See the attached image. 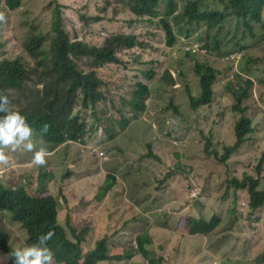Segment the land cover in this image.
I'll use <instances>...</instances> for the list:
<instances>
[{
    "label": "trees",
    "instance_id": "trees-1",
    "mask_svg": "<svg viewBox=\"0 0 264 264\" xmlns=\"http://www.w3.org/2000/svg\"><path fill=\"white\" fill-rule=\"evenodd\" d=\"M23 1L0 0V17L5 24L7 14L18 10ZM50 1L49 34H34L33 31L22 43L23 53L35 62L36 75H29L30 71L24 64L27 62L21 56L0 57V95L9 98L12 110H18L25 115L31 126L37 127L39 124L42 126L40 129H43L44 125H47L44 137L56 133L63 142H70L71 149L78 142L83 146L94 144V138L105 137L109 141L117 133L118 119L115 113L127 122L128 115L132 114L138 119L147 109L154 112L155 107L152 104L146 105V98H159L151 83L163 75L162 63L155 45L134 32H114L106 35L101 39L99 47L87 43L84 37L87 36L86 30L90 20L99 22L100 26L103 21L106 24H117L120 21L130 23L135 20L152 22L160 5L166 10L176 11L181 0H97L94 6L97 15H88L86 6L83 7L84 12L74 8L76 21L63 11L65 6L59 0ZM263 8L264 0H190L183 7L182 14L186 21L203 25L205 39L212 41L213 49H218V39L226 25L234 24L238 30L241 29L238 25L243 23L249 29L250 37H254V25L263 23ZM161 23L171 42L174 38L170 34V26L167 21ZM49 35L51 37L46 44ZM129 50L134 52L131 62L126 58ZM181 50L185 54L196 53ZM194 57L188 56L186 63H181L178 71V76L183 82V99L189 111L210 103L212 86L218 75L208 66L209 60H197ZM76 63L82 65L78 66ZM131 64L137 67V70ZM104 65H113L120 69L122 74L117 75L115 80L106 82L97 73V68ZM127 66L135 73V77L142 79L130 83L129 87H125L127 82L124 71ZM260 79V76L254 78ZM251 87L252 81L239 79L236 83H227L224 88L231 94L234 101L232 110L239 114L240 118L234 126L236 142L228 154L218 156L215 152L206 151L220 164H225L230 153L239 145L256 141L246 136L249 133V120L243 116L244 109L241 107V102ZM174 101V98L168 99L166 110L179 115L173 105ZM21 103L25 105L22 106ZM119 105H123V109H119ZM75 108L81 111L75 113ZM83 111H90V123L86 122ZM172 114L170 121H173ZM14 153L19 156L33 155L32 152ZM88 153L90 155L87 157L83 155L85 163L76 161L61 172L58 179L74 177L78 169L81 174L84 166H89L92 160H97L96 153ZM25 164L19 163L21 169ZM34 169L40 170L39 167ZM52 171H47L46 175L43 174L34 180L36 189L30 193L25 190L23 184L3 178L0 181V212L5 211L10 215L12 223L20 225L25 236V246L36 243L40 235L51 230L54 235L47 244L55 254L54 264L135 263L139 259H143L141 264H146L144 261L147 264L159 263V259H150L148 250L150 243L147 232H151V226L137 235L134 241L127 244H124L123 240L119 242L121 226L128 225V221L122 219L126 210L133 209L136 212L131 218V225H139L135 220L139 218L140 212L132 202H125L126 210L113 204L103 207L102 194L95 191L83 209H68L51 195V184L55 178ZM245 180L249 188V206L256 210L264 205V191L257 188L258 180ZM230 183L233 189L244 187L243 181L231 179ZM74 193L76 194V191ZM102 208V227L98 231L112 232L103 233L100 238L93 239L89 249L84 251L83 244L90 232L88 225L91 220L97 218ZM60 209L64 213L62 219L63 213L60 214ZM218 225V217L205 221L178 213L173 222V234L178 240L193 238L197 234L205 236ZM0 247L13 264L10 248L6 247L3 241H0ZM195 263L202 264L199 258ZM214 264H217V261Z\"/></svg>",
    "mask_w": 264,
    "mask_h": 264
},
{
    "label": "rangeland",
    "instance_id": "rangeland-1",
    "mask_svg": "<svg viewBox=\"0 0 264 264\" xmlns=\"http://www.w3.org/2000/svg\"><path fill=\"white\" fill-rule=\"evenodd\" d=\"M59 1L65 6L63 11L67 12L73 21H76L74 8L82 9L84 12L83 7L86 6L88 15L92 17L97 15V12L94 11L97 0ZM188 1L190 0H181L176 11L166 10L160 5L155 20L152 22L135 20L130 23L120 21L117 24H106L103 21V25L100 26L99 22L90 20L89 27L86 30L87 36L84 37V40L98 47L104 36L114 32H134L155 45L157 55L162 63L163 75L151 83L152 89L158 92L159 98L157 100L153 99L152 96L146 98V105L152 104L155 107L154 112L147 109L142 112L141 117L138 119L132 114L128 115L129 120L127 122H124L122 116L115 113V117L118 119L117 133L109 141L105 137L101 139L94 138V144L83 146L78 142L72 149L70 144H67L59 148L52 159L46 160V164L43 166L31 164L32 156H19L15 153H10L12 156L10 166H0V172H2L4 180H12L15 183L23 184L25 190L30 193L36 189L34 180H37L39 176L46 175L48 170H53L55 171V178L52 184L56 183L57 180H60L58 179L60 173H63L66 168L71 167L76 161L81 160L82 163H85L86 160L83 155L86 157L90 155L88 151L95 150L93 146L96 145L99 151L108 158L106 162L110 163L112 173L123 175L125 178L127 184L124 188H128L126 191L127 196L134 200L136 210L140 212L139 218L135 220L139 225H131L133 223L131 218L136 215V212L133 209L126 210V206H122L126 210L122 219L128 221V225L121 226L119 242L123 240V243L127 244L134 241L137 235L145 232L147 225H149L147 222L148 217L151 218V222L154 217L157 222L166 220V227L153 226V232H147L149 235L148 243L152 241L155 244H160V241L167 242L166 246L160 251H150V259L160 260L156 264H185L184 254L186 258L189 257L192 261H196L198 258L203 261L212 260L209 255H202L203 245L195 239L182 242L177 241L175 238L171 239L172 223L175 215H171L170 212H178L179 208L187 207L185 212L182 213L188 216L209 219L213 213L211 206H199L198 201L189 200L190 193L195 189L196 191L199 189L201 196H207L208 191L214 189L216 196H220L224 193L226 184L233 176L231 170L234 165H232V162L218 167L212 158L202 154L206 139L212 137V143L217 147L216 132L224 129L232 136L231 120H233V116L230 112H226L221 115L220 120L217 122V114L214 110L208 109V106H201L197 112L187 109V104L183 99V82L178 76L181 63H186L185 59L193 55L197 60H209L210 65L215 67L220 75L225 76L228 68L224 64V56L227 53L241 52L242 58L239 63H242V70L249 75L248 77L252 79L257 76L264 78V8L262 11L263 23L256 24L253 27L254 37H250L249 29L243 23L238 25L241 28L238 30H236L234 24L226 25L218 39V49H213L212 41L205 39V27L194 22H188L184 18L182 14L183 7ZM49 3H51L50 0H24L18 10L7 14L6 24H0V57L13 58L21 56L27 62L24 64L28 67L27 70L30 71L29 75H36V65L27 54L23 53L22 43H24L30 32L35 31L34 34L40 33L42 35L49 34ZM21 20L22 22H20ZM161 21H167L170 26V34L174 38L171 42L167 38L166 30ZM243 30L246 32H243ZM50 37V35L47 36L46 44ZM181 49H185V52L190 50L192 53H196L185 54ZM133 53L129 50L126 54V58L130 62L134 59ZM76 64L78 66L82 65V63ZM131 66L137 70V67L133 64ZM97 73L107 82L108 80H115L117 75L122 74V71L113 65H104L97 68ZM124 73L127 82L125 87L131 86L130 83L142 80L140 77L134 76L135 73L129 66H127ZM235 79L236 77L233 78V80ZM221 87L222 83L219 78L214 86L213 97L215 99L221 95ZM262 95V104L259 108H262L261 110L264 113V91ZM225 97L228 101H231L229 95L225 94ZM169 98L175 99L173 105L178 110L179 115L166 110ZM218 104L219 102L213 100L210 106L215 108ZM21 105L24 106L25 103H21ZM122 106L119 105L118 108L123 109ZM227 107L226 102L222 109L225 110ZM74 111L77 113L81 110L75 108ZM216 112H219V110H216ZM171 114L173 115V121H170ZM245 114L250 118V138H259L264 127L262 113L250 106ZM90 115V111L84 112L87 123L91 122ZM253 144L255 145V143ZM230 145L232 143L227 146ZM254 145L248 144L243 148H239L237 154L244 157L253 149ZM152 151L160 156L162 160L155 162L158 172H155L153 164H149L151 171L155 173L149 175L145 171L142 161ZM235 155L231 156L229 161H233L236 158ZM260 156H264V144L261 150L257 149L255 154L250 156L248 160H243L241 163L243 168L248 167L247 163L249 165L253 164L252 168H254ZM176 161L179 162L175 170L169 172L170 174H166L165 171L170 166L174 167ZM20 162L26 163L23 169L19 165ZM89 165L93 167L92 172L104 167V164H101L98 160H92ZM135 165L137 176H135L136 174L129 175L128 172ZM34 167H39L40 170H36ZM85 167L88 166L83 167L81 174L80 169L77 170V175L72 177L73 181L67 185V188L83 191L89 194L90 197L99 185L104 187L106 185L100 173L91 178L88 174L90 170H87L88 173H86L84 171ZM103 170L105 171V169ZM175 173L180 175L176 174L166 180L170 177L168 175ZM243 173L244 171L241 170V174ZM2 178L0 181H2ZM175 178L178 180L177 183L176 181L173 183V185L176 184L173 186L172 182ZM259 183L264 185V180H260ZM57 190L54 189L55 194H57ZM218 205L226 213L234 209L226 201L219 202ZM240 206L243 207V211H240V207L235 211L247 215L244 205L241 204ZM61 213L63 212L60 209ZM63 216L64 213L61 215V219ZM239 217L240 225L251 228V224L246 217L240 215ZM102 219L103 208L97 218L89 225L90 232L83 244L84 251L89 249L93 239L100 238L103 233L110 234L112 232L98 231L102 227L100 225ZM259 232L255 234L250 229L246 231L245 237L237 233L220 248L216 240H209L213 246L212 256L214 260L217 261V264H254L256 251L251 248V245H254L255 241H264L263 227H259ZM211 237L212 235L209 236V238ZM0 240L10 250L22 248L25 244V236L20 225L12 223L5 211L0 212ZM142 262L143 259L136 260L135 263L104 262L100 264H141ZM144 263L147 264L146 261ZM0 264H9L8 258L1 248Z\"/></svg>",
    "mask_w": 264,
    "mask_h": 264
},
{
    "label": "clouds",
    "instance_id": "clouds-1",
    "mask_svg": "<svg viewBox=\"0 0 264 264\" xmlns=\"http://www.w3.org/2000/svg\"><path fill=\"white\" fill-rule=\"evenodd\" d=\"M0 6L2 7V4ZM0 24L2 25L5 24L4 20L1 17H0ZM241 58H242L241 52L227 53L224 56L223 61L225 62L224 64L228 68L226 70L225 76L220 75V73L215 67L208 65L218 73V75L216 76V81L220 78V82L222 83V87H221L222 91H221V95L218 98L215 99L213 97L214 86L216 82L215 81L214 85L212 86L211 101L209 104L203 105V106H208V109L210 110H214V112L217 114V122L218 120H220L221 115L226 112H230L233 116V120H231L232 136H230L229 133L223 129L220 132H216L215 136L217 140L216 141L217 147L213 145L214 144L212 143L213 138L211 137L209 139H206L207 140L205 143L206 145L202 148V154L206 157L212 158L216 163V166L218 167L225 166L229 164V162H232V165H234L233 169L231 170V172H233L232 173L233 176L229 179L228 184H226L225 186L224 193L220 196H216V192L214 189L209 190L207 196H201L198 191L199 189H197V191L196 189L193 190L189 195V200L198 201L199 206H204V207L211 206L213 213L209 219H205L203 217H196V216H188V217L194 218L195 220L202 218L205 221H209L213 217H218L219 225L215 230H213L208 235L203 236L197 234L194 235L193 238L178 240L173 234V223H172L171 239L175 238L179 242L195 239L196 241L202 243L203 245L202 255H209L212 258L211 261H203L199 258L202 264H214L215 262L212 256L213 246L211 245V242H209V240L211 239L216 240L220 248L221 245L226 244L228 240L237 233L245 237L246 231L250 229L254 231L255 234L260 233L259 232L260 226L263 227L264 229V205L260 206L256 210L250 208L249 194H248L249 188L247 181L245 180L246 178L258 180L257 188L259 190L264 191V185H261L259 183L260 180H264V169L262 165L264 161V156L259 157L254 168H252L253 164L249 165V163H247L248 166L247 168H243L241 164L243 160H248L250 156L254 155L257 149L261 150V147L264 144V127L263 130L261 131L259 138L256 139L255 145L253 143L239 145L235 151L230 153L225 164L218 163L211 155H208L206 153V151L208 150L210 152L217 153L218 156L226 155L229 153L231 147L236 142L234 126L239 120L240 115L232 110V106L234 104L233 98L230 93L224 90L227 83H236L239 79L242 80L248 79L252 81V87L250 88L247 96L241 102V107L244 109L243 116L249 120V133L246 136L250 137V133H251L250 118L245 114V112L250 106H253L259 112H261L262 113L261 115L264 119V113L261 110L262 108H259L260 104H262L261 98L263 97L262 92L264 91V78H261L260 80H254L248 77L249 75L242 70L241 67L242 63H239ZM234 77H236L235 80H233ZM197 78L199 83V77L197 76ZM225 94L229 95L231 101H228V99L225 97ZM213 100L217 101V103L219 102V104L215 108H211L210 106ZM226 102L228 104V107L225 110H223L222 106L226 104ZM199 108H197L194 111L197 112ZM216 110H219V112H216ZM41 127L42 126L39 124L37 125V127H35L34 125L31 126L25 115H23L18 110H12V106L9 98L5 95H0V166L3 167L10 166L12 160V156L10 155V153H14L18 151L32 152L33 155H24V156H32L31 164L36 166H43L46 164V160L52 159V157L55 155V152L59 148L66 146L67 144H70V142H63V139L59 138L56 133L44 137L45 133L47 132V125H44L43 129H40ZM231 143L232 145L227 146L228 144ZM248 144L254 145L253 149L249 153H247L244 157L238 155L237 154L238 149L243 148ZM256 144L257 146L259 144V147H257ZM92 152L97 154V160L100 161L101 164H104V167H102V169L100 170L97 169L94 172H92L91 170H93V167L92 165H89L88 167H85L84 171L88 173L87 170H90L88 174L91 178L92 177L94 178V176L97 175L98 173L101 174V178L103 182H105L106 187L99 185L96 191L102 194L101 201L103 207L106 204L123 206L126 201L132 202L134 204V200H132L131 197L129 198L127 196L126 191L128 190V188L127 187L124 188L127 182L123 177V175L112 173L110 163L106 162L108 161V158L104 153L99 151L97 147H95V150H93ZM233 155H235L236 158L233 161H229L231 156ZM159 160H162V158L153 151L149 155L147 154L144 157L142 164L145 167V171L147 172V174L149 175L155 174L151 171L149 167L150 163L154 165L155 172H158L155 162ZM178 162L179 161H176L174 167L170 166L165 171V173L170 174L169 172L174 171L175 168L178 166ZM103 169H105V171ZM241 170L244 171L243 174H241ZM48 171H52V170H48ZM128 173L129 175L136 174L135 176H137L136 165ZM52 174L55 176V173L53 171ZM176 174L179 173L168 175L170 177L166 178V180L172 178ZM2 177H3L2 172H0V179ZM72 179H73L72 177H64L60 180H57L56 183L51 184V193H52L51 195L54 199H57L68 209L79 211L83 209L87 204L89 194H86L85 192L80 190H73V189L69 190L67 188V185L73 181ZM231 179H236L239 182L243 181L244 187H238L236 189L231 188V183H230ZM177 180L178 179L175 178L174 181L172 182V185L175 181L177 183ZM196 183L198 185L197 180ZM55 188L58 189L57 194L54 193ZM75 191L76 194L74 193ZM222 201H226L234 209L230 210L229 213H226L218 205V203ZM241 204L244 205L247 215L239 214L235 211V209H238L239 207H240L239 208L240 211H243V207L240 206ZM186 208L187 207L179 208L178 212H170V213L171 215L176 216L178 213L185 212ZM6 214L10 217L8 213ZM239 215L244 216L248 219L247 221L251 224L250 225L251 228L239 224V218H240ZM92 221L93 220L90 221V224ZM147 222L149 223V225L147 226H151V232H153L154 229L153 226L166 227L167 225L166 220L157 222L155 220V217L153 218L152 222H151V218L148 217ZM53 235L54 233L51 230H49L43 233L42 235H40L36 243L28 246H25L24 244V247L22 248L11 249L12 252L10 253V256L13 258V264H54L55 254L47 244V241H49ZM210 235H212L211 238H209ZM166 244L167 242H163V241H160V244H155V242L152 241L148 246V250L160 251L162 248L166 246ZM251 248H253L256 251L254 255V264H264V241L263 242L255 241L254 245H251ZM5 256L8 258L9 264H11L9 257L6 254ZM183 260H186L185 264H196L195 261L191 260V258L189 257L186 258L185 254L183 256Z\"/></svg>",
    "mask_w": 264,
    "mask_h": 264
}]
</instances>
